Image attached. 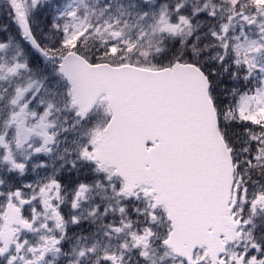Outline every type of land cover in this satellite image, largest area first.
<instances>
[{
  "label": "snow or ice",
  "instance_id": "1",
  "mask_svg": "<svg viewBox=\"0 0 264 264\" xmlns=\"http://www.w3.org/2000/svg\"><path fill=\"white\" fill-rule=\"evenodd\" d=\"M0 264H264V0H0Z\"/></svg>",
  "mask_w": 264,
  "mask_h": 264
}]
</instances>
